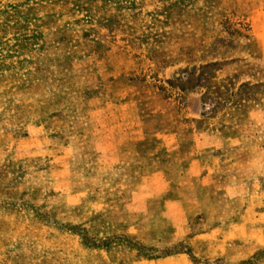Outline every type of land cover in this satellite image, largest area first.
Returning <instances> with one entry per match:
<instances>
[{
  "label": "rangeland",
  "instance_id": "374dc122",
  "mask_svg": "<svg viewBox=\"0 0 264 264\" xmlns=\"http://www.w3.org/2000/svg\"><path fill=\"white\" fill-rule=\"evenodd\" d=\"M262 89L264 0H0V264H138L178 252L193 263L264 264V243L241 225L242 203L264 208L259 144L244 139L262 175L237 196L230 222L240 231L227 242L218 239L231 226L193 210L175 243L154 235L170 230L159 200L130 210L139 177L130 183L128 151L141 144L100 163L120 102L131 100L147 128L174 117L188 125L199 108L202 122L225 107L240 118L241 100ZM212 227L220 232L192 238Z\"/></svg>",
  "mask_w": 264,
  "mask_h": 264
},
{
  "label": "crops",
  "instance_id": "0c3cea01",
  "mask_svg": "<svg viewBox=\"0 0 264 264\" xmlns=\"http://www.w3.org/2000/svg\"><path fill=\"white\" fill-rule=\"evenodd\" d=\"M241 102L246 105L247 111L244 110L240 118L231 112L235 107H225L212 114L210 122H202V109L199 108L188 111L194 118L188 125H181L174 117L164 125L151 128H147L141 120L131 100L116 106L115 111L122 121L116 126L113 141L101 151L100 163L111 166L121 162V148L141 144L140 148L128 151V164L135 168L129 176L130 183L132 178L139 177L133 184L135 187H131L129 206L135 212L147 213L150 205L159 200L157 214L170 227L168 232L154 233L161 241L175 243L185 240L189 210H193L194 216H201L218 226L226 224V227L233 228L232 231L227 229L219 239L216 236L220 241H232L237 233L235 228L239 230L242 225L245 232L248 230L247 235H252L251 241L264 243V230L259 224L260 212H264V208H260L259 203H242V210L249 218L246 216L247 220L241 225L230 222L237 209V196L247 194L245 186L256 184L262 175L244 139H250L264 148L263 138L251 135L243 125V119L247 116L264 131V89ZM150 138H154L155 145L145 144ZM143 164L146 172L140 173ZM260 196L264 198V190ZM249 213H253L252 217ZM214 228L217 227L201 231L192 238L196 241L220 232L219 228ZM250 230H253L252 234ZM137 263L208 264L204 257L193 263L184 252L152 257Z\"/></svg>",
  "mask_w": 264,
  "mask_h": 264
},
{
  "label": "trees",
  "instance_id": "16d2710c",
  "mask_svg": "<svg viewBox=\"0 0 264 264\" xmlns=\"http://www.w3.org/2000/svg\"><path fill=\"white\" fill-rule=\"evenodd\" d=\"M156 257V256H155Z\"/></svg>",
  "mask_w": 264,
  "mask_h": 264
}]
</instances>
